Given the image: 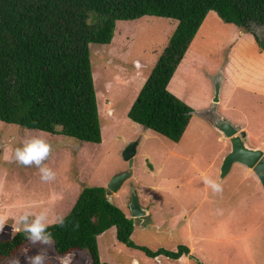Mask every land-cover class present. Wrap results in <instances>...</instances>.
<instances>
[{
    "label": "rangeland",
    "instance_id": "1",
    "mask_svg": "<svg viewBox=\"0 0 264 264\" xmlns=\"http://www.w3.org/2000/svg\"><path fill=\"white\" fill-rule=\"evenodd\" d=\"M175 25L176 19L153 15L120 19L109 43L89 44L99 142L53 136L0 120V215L7 218L0 240L14 235L15 217L29 204L65 216L83 186L106 188L114 174L128 169L122 151L134 140L130 176L116 191L106 188V197L127 215V198L133 187L148 214L142 223L134 224L131 240L150 249L160 246L173 250L177 243L187 245L184 242L188 241L189 252L179 261L162 254L148 257L141 249L119 242L112 226L96 238L100 260L115 264H264V193L258 179L243 177L241 168L223 180L217 179L222 184L219 193L203 183L205 176L215 179V165L228 149L227 141L220 139L198 113L190 115L178 141L127 117ZM262 26L251 29L264 42ZM255 45L260 49L255 50ZM263 49L253 33L223 21L210 10L167 88L195 111L204 110L212 106L214 79L222 71L225 82L215 108L244 126L246 142L257 145L264 142ZM37 134L46 136L53 146L46 163L57 175L50 183L41 181L35 166L15 162V148L27 135ZM42 247L48 250L47 264H59L60 258H67L69 264H91L85 249L63 255L53 245L29 240L0 264H10L13 258L28 264L26 257L34 256Z\"/></svg>",
    "mask_w": 264,
    "mask_h": 264
},
{
    "label": "trees",
    "instance_id": "2",
    "mask_svg": "<svg viewBox=\"0 0 264 264\" xmlns=\"http://www.w3.org/2000/svg\"><path fill=\"white\" fill-rule=\"evenodd\" d=\"M254 34L264 25V0H0V120L49 135H66L86 142L101 140L90 43H109L116 20L153 15L176 19L166 45L142 82L127 112L133 122L178 141L196 111L169 91L167 85L208 11ZM66 227L51 225L54 249L66 255L88 251L91 264L100 260L96 238L115 227V238L141 249L178 259L189 252L150 249L131 240L132 219L106 197L103 186H83L65 215ZM79 222V228L73 224ZM15 232L0 240V260L25 244Z\"/></svg>",
    "mask_w": 264,
    "mask_h": 264
},
{
    "label": "clouds",
    "instance_id": "3",
    "mask_svg": "<svg viewBox=\"0 0 264 264\" xmlns=\"http://www.w3.org/2000/svg\"><path fill=\"white\" fill-rule=\"evenodd\" d=\"M52 151L53 146L46 136L39 134L27 135L21 145L15 148L14 158L15 162L22 166H35L38 169L41 181L50 183L56 179L57 175L56 171L46 163ZM203 183L214 193L222 191V184L216 179L205 176L203 177ZM130 218L132 217L130 216ZM6 219L5 216L0 215V231L3 230ZM51 225H59L61 228L66 227L65 216L53 215L47 207L29 204L15 217L13 230L15 232L23 231L32 244L38 243L51 247L54 243L53 234L48 230ZM73 228L78 229L79 222H75ZM26 259L28 264H47L49 259L48 250L46 247H42L37 254L27 256ZM10 264H20V261L17 258H13ZM59 264H69V261L67 258H60Z\"/></svg>",
    "mask_w": 264,
    "mask_h": 264
},
{
    "label": "water",
    "instance_id": "4",
    "mask_svg": "<svg viewBox=\"0 0 264 264\" xmlns=\"http://www.w3.org/2000/svg\"><path fill=\"white\" fill-rule=\"evenodd\" d=\"M219 75L214 79V93L212 106L202 110L201 115L207 120L208 124L218 133L221 139L229 144L228 151L222 155L218 167L219 179L223 178L230 170L233 163H239L251 169L257 176L260 184L264 189V150L259 147H251L246 142V134L242 126L238 123L219 114L215 108L219 100ZM136 141H130L123 149V159L128 162V169L123 172L114 174L106 184V188L116 191L123 181L130 176V165L135 153ZM130 216L132 218L146 214V210L141 207L137 194L130 188L128 202ZM132 221H134L132 219Z\"/></svg>",
    "mask_w": 264,
    "mask_h": 264
},
{
    "label": "crops",
    "instance_id": "5",
    "mask_svg": "<svg viewBox=\"0 0 264 264\" xmlns=\"http://www.w3.org/2000/svg\"><path fill=\"white\" fill-rule=\"evenodd\" d=\"M256 35H257V33H256ZM255 50H259L260 48L258 47V45H255ZM262 49V48H261ZM264 50V49H263ZM180 63V62H179ZM177 68V67H176ZM218 75H219V83H220V90H221V88H222V86H223V83L225 82V80H224V78H223V74H222V71H221V73H218ZM170 81V80H169ZM220 90H219V93H220ZM220 95V94H219ZM219 101V100H218ZM205 109V108H204ZM196 110V109H195ZM201 112H202V110H199V111H196L195 113H198V114H201ZM222 115V114H221ZM222 116H224V115H222ZM224 117H226V116H224ZM226 118H228V117H226ZM229 119V118H228ZM232 121V120H231ZM236 123V122H235ZM238 124H240V123H238ZM241 125V124H240ZM242 126V125H241ZM211 127V126H210ZM145 128V127H144ZM212 128V127H211ZM146 129V128H145ZM242 129H244V131H245V134H246V136H247V134H248V131H247V129L244 127V126H242ZM219 138H220V136H219ZM221 139V138H220ZM246 139H247V137H246ZM227 144H228V142H227ZM248 144V143H247ZM249 145V144H248ZM249 146H251V147H259V148H262V149H264V142L263 141H260L257 145H249ZM228 149H229V144H228ZM228 149L224 152V154L228 151ZM220 159H221V157H220ZM220 159L218 160V164L217 165H215L216 167H217V172L215 171V179L217 180H223V179H225L227 176H229V175H232V174H234V173H238L239 171H240V169L242 168L243 170H242V172H241V174H242V176L243 177H245V178H249L250 177V175H253L256 179H258L257 178V176L255 175V173L251 170V169H249V168H247L249 171H247V170H244L245 168H244V166L243 165H241V164H239V163H233L232 164V166H231V168H230V170H229V172L223 177V178H221V179H219V176H218V167H219V163H220ZM235 165L237 166V169L236 170H233L234 169V167H235ZM258 183H259V185H260V187L263 189V187H262V185L260 184V182H259V180H258ZM171 186V185H170ZM252 189H255V187H251V190ZM263 193H264V189H263ZM260 199V198H259ZM127 201H128V198H127ZM230 205V204H229ZM232 206V205H231ZM142 208H144L145 210H146V214L144 215V216H141V217H139L140 219H138V217H136V218H133L134 219V223H135V225H139V223H142L143 222V217H145L147 214H148V211H147V209L144 207V206H141ZM232 207H234V206H232ZM129 211V208L127 209V216L128 217H130V212H128ZM137 219L138 220H140L139 221V223L138 222H136L137 221ZM146 227V226H145ZM165 228H166V226L164 227V230H163V232L165 231ZM179 242H181L180 240H178ZM184 243H186L187 244V246L189 245L188 244V241H185ZM190 246V245H189ZM186 256V255H185ZM185 256L184 255H182V256H180L177 260L179 261L181 258H185Z\"/></svg>",
    "mask_w": 264,
    "mask_h": 264
},
{
    "label": "flooded vegetation",
    "instance_id": "6",
    "mask_svg": "<svg viewBox=\"0 0 264 264\" xmlns=\"http://www.w3.org/2000/svg\"><path fill=\"white\" fill-rule=\"evenodd\" d=\"M131 219H133V218H131ZM138 219H140V218L138 217ZM138 219H137V221H136V222H138V223H139V221H140V220H138ZM133 220H134V219H133ZM132 223H133V224H135V223H134V221H132Z\"/></svg>",
    "mask_w": 264,
    "mask_h": 264
}]
</instances>
